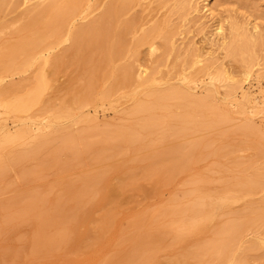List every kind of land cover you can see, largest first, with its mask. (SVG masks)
Segmentation results:
<instances>
[{
	"label": "rangeland",
	"instance_id": "rangeland-1",
	"mask_svg": "<svg viewBox=\"0 0 264 264\" xmlns=\"http://www.w3.org/2000/svg\"><path fill=\"white\" fill-rule=\"evenodd\" d=\"M107 1L83 0L78 10L79 16L70 23L69 29L75 30L98 17ZM180 5L184 8L181 9ZM27 9V5H21L13 13L7 14L5 10V13H0V22L7 24L9 19L18 20ZM132 15L139 17V27L135 35L126 37L128 47L137 40L142 41L148 33L146 41L136 47L135 53H132L131 47V52L111 64L107 75L106 71H101L94 80L97 81L94 83L96 86L93 84L94 88L88 86L86 71L79 63L68 33H63L59 40L53 39L54 44L50 42L48 48L31 60L19 57L18 63L22 65L19 68L6 70L3 60L7 50L3 46L10 42L17 43L21 36L7 29L0 31V229L5 219L17 211V205L23 198L33 192H59L60 186L106 168L110 171L107 187H117L133 172L141 178L142 168L147 166L150 156L174 152L173 156L177 158L184 151L182 148H186L184 152H187L196 143H205V149L201 153L195 150L189 169L173 175L162 174L158 180L143 182L140 188L122 197L112 227L101 242L91 249L83 250L81 243L78 252L70 247L56 255L35 258L30 255L34 227L31 224H13L11 228H4L5 232L0 235V264H141L142 261L133 262L127 256L131 250L129 247L134 245L133 241L131 245V239L146 233L150 236L139 240V243H143L140 246L150 249L153 254V259L146 264H264V0H139L123 21L129 20ZM232 23L249 32H255L253 29L256 25V36L263 39L259 47L243 54V61L228 56L219 44L210 43L217 26L223 25L228 35ZM154 32L158 33L155 35ZM160 40L168 47L164 49ZM200 52L206 56L203 63L200 66H190L189 63L187 67V57L190 62L194 61V56ZM43 59L49 60L44 62ZM124 64H133L135 71L142 73V80L133 88L119 89L110 97H104L114 84L111 71ZM245 71L249 72L245 74ZM38 73H42L48 81L44 93L45 105L33 103L23 111L7 110L8 102L16 103L33 93ZM13 89L14 92L17 89L15 95ZM82 94L84 96L81 97ZM89 95L93 98L92 102L87 100ZM153 103L157 104L153 112L155 118L162 121V116L167 115L168 134H173L168 140H161L166 129L162 125L153 128L149 136L143 133V144L121 155L117 169L110 162L96 163L95 150L84 151V143H94L105 137L117 144V133L148 118L147 113L135 114V108ZM46 105L49 112L45 111ZM43 106L45 110H42ZM185 118L195 119V122L182 131V120ZM42 135L51 138L47 149L38 156L22 157L21 151L27 143ZM71 138L82 150L78 157L73 150L63 148L65 141ZM217 149L221 150L218 155L215 152ZM241 162L246 164L242 165ZM260 174L262 184L257 182L249 193H235L238 181L245 178L253 180ZM220 189L223 194L219 195ZM11 203L12 206L8 207ZM103 208L102 203L87 208V224L79 227L85 239L97 235L95 231ZM241 209L245 211L242 213ZM134 219L145 220V226L131 227ZM233 222L241 224L240 228L231 229Z\"/></svg>",
	"mask_w": 264,
	"mask_h": 264
},
{
	"label": "bare ground",
	"instance_id": "bare-ground-1",
	"mask_svg": "<svg viewBox=\"0 0 264 264\" xmlns=\"http://www.w3.org/2000/svg\"><path fill=\"white\" fill-rule=\"evenodd\" d=\"M82 1L83 0H2L0 2V13H2V12L5 13V10H7V14H9V12L13 13V11L15 12L21 5H27L28 6V9L22 13V16H20L21 18H19V16H17V18H19L18 20L16 18H14V19H16L15 21L14 20L10 21V19H9L10 23H9V21H7V24L5 21L0 22V31L1 32H3L4 29H7V30H9L10 33L17 35V36H21V39L17 43L10 44L11 43L10 42L6 47L3 46V48L5 50H7V52H5L7 54L4 53L5 59L3 60V64H4L3 66L4 67L7 66L6 70H10L13 68H19V66H22L21 64L18 63L17 59L19 57L24 56L25 60H31V58H33V56H36L37 53H40V52L42 53V51H44L43 49L48 48L47 45L50 42H52L53 39L59 40L58 38L63 33H65V34L68 33L69 37L72 38L71 41H73L71 44L72 48H74L75 52L78 55L80 65L86 71V74H87L86 77H88V86L91 88L93 86V84L95 82H97V81L94 82V80H95V78L98 77V74H100L101 71H106L105 75H107L109 72L108 70H109V67L111 64H113L117 59H120L122 56H124V54H126L127 52H131V50H130L131 47H132L131 49H133L132 53H135L136 47L139 44H142V43H144V41H146V39L148 37L147 36L148 33L144 35V39L142 41H139V40L135 41V43H133V46H131V47H128L129 43L126 40V37L128 35H130V34L135 35L136 34L138 27H139L138 26L139 25L138 24L139 23V17H137L136 15H138V14H136V15H132L130 17V19L126 20V21L125 20L123 21V18L129 12H131L132 7L139 0H108L107 3L104 5V10L102 9L103 12L101 14H99L98 17H96L95 19L91 20L88 23L86 22L85 25L81 24L82 26H79L77 29L75 28V30L73 29L71 31V29H69V27H70L69 25L75 18H77L79 16L78 10H79V7H80ZM180 6H181V9L184 8L183 5H180ZM140 7H141V5H140ZM180 14H182V13H180ZM142 15L143 14L141 13V19H142ZM78 21H79V19H78ZM161 28L163 29L164 27H161ZM161 28H160V30H161ZM170 28H173V27L171 26ZM155 29H158V28H155ZM257 29L258 28L255 25L253 31L255 30V32H256ZM214 30L216 32L214 33L215 34V35H213L214 38L210 41V43L219 44L221 46V48H224L227 51L228 56H230L234 59H239L240 61H243V59H244L243 54L244 53L249 52L250 50H253L255 47L258 46L259 43L261 44V41H263L262 38H259L258 36H256L255 32H249L247 29H245L243 27L239 28L237 26V24H235V23L231 24L228 35L226 34V29L223 27V25L217 26L216 29H214ZM151 32H153V31H151ZM151 32H150V34H151ZM158 32H156V33H158ZM161 32L163 33V31H161ZM156 33H155V35H156ZM23 34H27V36H24ZM152 36L153 35H151V37ZM171 36H173V35H171ZM151 40L153 41L154 39H151ZM162 40H160V42ZM162 43H163V41H162ZM159 45L160 44H158V46ZM163 45H164L163 48L168 47V44H167V46H165V44L163 43ZM152 47L153 46H151V48ZM170 47H172V46H170ZM210 47H212V46H210ZM210 47H209V50H210ZM216 47H217V45H215V48ZM151 48H149V49H151ZM175 48L176 47H174V49ZM192 49L194 50V48H192ZM155 50H156V48H155ZM160 50H161V48H160ZM176 50H177V48H176ZM151 51L153 52V50H151ZM68 52H69V50H68ZM160 53H161V51H160ZM161 54H159L158 56H160ZM207 54L211 55L210 53H206V55ZM74 55H76V54H74ZM133 55L134 54H132V56ZM215 55H216V53H215ZM130 57L131 56H129V60H130L129 62H131V59H132ZM188 57H187L188 62H186V66L187 65L189 66V63H190V66L191 65L197 66L200 63H203V59L206 58L204 52L203 53L200 52V54H197L196 56H194L195 57L194 61L192 60L191 62L189 61L190 58L188 59ZM190 57H191V55H190ZM166 59H167V57H166ZM47 60H49V59H47ZM47 60L43 59L42 61L46 62ZM70 60H71V58H70ZM150 60H152V59H150ZM50 61H49V63H51L53 61V59L51 62ZM155 61L156 60H154V62ZM133 62H135V61L133 60ZM138 62H140V61H138ZM180 62H182V64H183L182 60ZM61 63H63V61ZM131 63H129V64H131ZM129 64L121 65L117 69H115L114 71H111V73L114 74L113 75L114 84L106 92L104 97H106V98L110 97L112 94H114L119 89L133 88V86H136L135 84L139 83L142 80V78H143L142 73L135 71V69L133 68V66L136 63L135 64L133 63L134 65L132 64V66ZM175 66L179 67L177 64H175ZM208 66L211 68L210 65H208ZM208 66H205V67H208ZM184 67H185V65H184ZM215 68H217V67H215ZM1 69H0V71H1ZM140 69L141 68H139V70ZM149 69L150 68H148L147 71ZM195 70L198 71V69H196V68H195ZM151 71H154V70H151ZM248 72L249 71H245L244 73L247 74ZM212 73L214 74L215 72H212ZM230 77H228V78H230ZM157 80H158V78H157ZM157 80H155V82ZM239 84H241V83H239ZM13 86H15V85H13ZM86 86H87V84H86ZM47 87H48V81H47L46 77L42 73H40L36 79V83H35L33 93L30 91L31 94L29 93L25 97L19 99L16 103L9 104V102H8V105L6 104L7 110H9V111H23L24 109H26L29 105H31L33 103H43V105H45L44 104L45 103L44 93H45V90L47 89ZM227 87H230V85L229 86L227 85ZM92 88H94V86ZM16 90H15V92H17ZM175 90H177V89H175ZM236 90H237V87H236ZM7 91L9 92V90H7ZM12 91L14 94L15 93L14 89ZM21 92H22V90H21ZM19 93H20V91H19ZM91 93H93V92H91ZM21 94H24V93H21ZM18 95H20V94H18ZM189 95L191 96V92H189ZM74 96H75L74 99H76V95H74ZM82 96H84V95L82 94L81 97ZM90 96L91 95H89L87 98L88 102L93 101V98ZM3 97L5 98V96H3ZM6 98H7V96H6ZM158 100L160 102V99H158ZM13 101H14V99H13ZM159 102H156V103L159 104ZM186 104H187V102H186ZM80 105H82V104H80ZM191 105L194 106V104H191ZM183 106H185V105H182V107ZM47 107H48V105H46V108ZM155 107L157 108V104H154V103L153 104H146V105H138V107H136L133 112L135 114L147 113L148 118L145 119L144 121L140 122L139 124L131 125L127 129H123L119 133H117V135L115 136V138L119 140V142L117 144L114 145L111 138L105 137V138H102L101 140L94 142V143H92V142L84 143L83 144V148H85L84 151H89L91 149L93 151L95 150L96 155L94 157V161L96 163L104 164L106 162H110L113 165L114 169H117V168H119V163H121V161H119V157L121 155H124L126 151H128L130 149H134L137 146H141L143 144V140H144L143 139V136H144L143 133H147V136H149L148 134L152 133L153 128H155L157 126L159 127V125H162L166 129L163 130L161 140H163V141L168 140V138L173 134H168L169 132L167 129H168L169 124H167V120H168L167 115L162 116V119H164L162 121H160L161 119L159 120V119L155 118V115L153 113L155 110ZM185 107L187 108V106H185ZM49 108L51 110V107H49ZM171 108H173V107H171ZM77 109H80V108H77ZM42 110H45L44 106L42 107ZM168 110H170V108ZM45 111L47 112L48 108ZM242 115H244V114L242 113ZM133 117H134V115H133ZM32 118H33V116H32ZM85 118H86V116H85ZM48 120H49V118H48ZM194 122H195V119H187V118L183 119L181 130L185 131L186 129H189ZM69 129H71V128H69ZM8 134H9V132H8ZM239 135H241V134H239ZM100 136H101V134H100ZM248 137L251 138V136H248ZM50 143H51V138L47 135H42L40 137L32 139L30 142L27 143L26 147L22 149L21 155H22V157L26 156V155L31 156V157L38 156L47 149V147ZM22 146H23V144H22ZM79 147H80V145H77L76 141L72 138L68 139L63 144V148H69V149L73 150L76 157L80 156L79 154H80L81 149H79ZM174 147H176V146H174ZM205 147H206L205 143H196V144L191 145L189 147V149L187 150V152H184L186 150V148H182V149H184V151H182V153L180 152V154L177 156V158L175 156H173L174 152L173 153L162 152V153H159L155 156H150L147 159L148 160L147 166L145 168L141 167L142 173H143L141 178H138L137 174H135L133 172L130 174V176L127 180L124 179L121 182V184L118 185L117 187H112V186L107 187L106 183H107V179H108V175H109L110 171L106 170L107 169L106 168V169H103L99 172L89 174L81 180L70 181L63 186H60L59 192H53V191H45V192L41 191V192H39V191L35 190L36 192H33L29 195H26V197L23 198V201L19 205H17V211L14 214L9 215L5 219L4 226L0 229V235L5 232L3 230L4 228H6V227L11 228L13 226V224H17V225L31 224L34 227V235L31 239V253H30V255L32 257L41 258V259L46 257V256L56 255L60 251H62L63 249H67L70 247L74 248L73 250L78 252V251H80L81 243L83 244V248H82L83 250L91 249L93 246H95L96 244L101 242L103 236L112 227L113 220H114L115 216H117L116 210H117L118 206L121 204L122 197L129 195L132 191L140 188L143 182H151V181L158 180V177L162 174H166V173L170 174L171 173L173 175L175 173H178V172L181 173V171H185V170L189 169L190 165L193 163L192 161L194 160L195 150L198 151L199 153H201L205 149ZM252 147H253V145H252ZM176 149H177V147H176ZM259 150H257V152ZM220 151L221 150L217 149V151H215L216 155H218ZM251 151H253V150H251ZM145 152L147 153V151H145ZM159 152H161V151H159ZM256 156H257V154H256ZM199 159H200V157H199ZM241 159H242V157H241ZM257 159H259V158H257ZM246 161H249V160H246ZM241 163H243V162H241ZM245 164H246V162H244L242 165H245ZM255 165H256V163H255ZM10 169H12V168H10ZM137 169H139V168H137ZM245 169H247V168H245ZM41 170H42V168H41ZM46 170H47V168H46ZM133 170H134V168H133ZM93 171H95V170H93ZM245 172H243V173L245 174ZM86 174H87V172H86ZM237 174H239V172H237ZM257 174H259V173H257ZM164 177H167V175H165ZM237 178L239 179V177H237ZM240 178L243 179L242 177H240ZM234 180H233V182H234ZM165 181H166V179H165ZM257 182H260L262 184L261 174L257 175L256 178H254L253 180L245 178L241 181H238L236 184L234 183L236 186V189L234 191H235V193H241V192L249 193V190H252L254 185ZM164 184H166V182ZM257 188H259V187H257ZM223 189H225V188H223ZM221 190L222 189H220V192H222V193L219 192V195L223 194V191H221ZM216 193H218V191ZM20 200H19V202H20ZM95 203H102V205L104 207L103 213L97 222V228L95 231V233L97 235L94 237L89 236L90 238L88 237L89 240H87L88 238L85 239L84 238L85 235H83V233L81 234V232L79 231V227L86 226L87 221H88V219H86L87 208L90 205L95 204ZM12 204L13 203L8 205V207L12 206ZM243 204H245V203H243ZM248 204H250V203H248ZM262 209H263V207H262ZM159 211H161V209ZM241 211H242V209H241ZM243 211H245V210H243ZM243 211H242V213H243ZM263 211H264V209H263ZM179 212H181V211H179ZM240 213L241 212H239V214ZM242 213H241V215H243ZM249 213L251 214V211ZM173 214H175V213H173ZM244 214H246V213H244ZM147 215H149V213ZM146 218H148V217H146ZM248 219H251V218H248ZM134 220H133L132 225L129 224L131 227L132 226H134V227L145 226V220L144 221L142 219H138L135 221ZM147 220H146V222H147ZM243 220H245V219H242V221ZM180 222L183 223L184 221L181 219ZM240 226H241V224L234 223L232 225L231 229L237 230L240 228ZM249 232H251V231H249ZM135 233L137 234V232H135ZM146 234L144 236H138L137 239L132 238V235L130 236L132 239L128 236V238L131 239V245H132V241H133L134 245L129 247V248H131V250L129 251L127 258L131 259L133 262L135 261V262L139 263L142 261L143 263L141 262V264H146L145 262L151 261L153 259V254H152L151 250L145 248L144 246L142 248V246H140V245L143 243H139L140 239H143V238L147 239L149 234L148 235H146ZM238 236L239 235H237V237ZM133 237H134V235H133ZM153 241H155V240H153ZM161 246L162 245H160V247ZM238 246H239V244H238ZM155 247H156V245H155ZM157 247H158V245H157ZM254 248H255V246H254ZM119 254H121V253L119 252ZM219 254H221V253H219ZM118 256L120 257V255H118ZM251 259H253V258H251ZM106 261H107V259H106ZM109 261L113 262L111 260H109ZM109 261H107V262H109ZM249 261H250V259H249ZM118 263H120V261Z\"/></svg>",
	"mask_w": 264,
	"mask_h": 264
}]
</instances>
